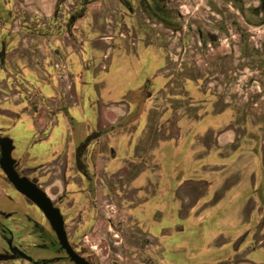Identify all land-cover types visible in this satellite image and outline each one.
<instances>
[{"label":"flooded vegetation","instance_id":"flooded-vegetation-1","mask_svg":"<svg viewBox=\"0 0 264 264\" xmlns=\"http://www.w3.org/2000/svg\"><path fill=\"white\" fill-rule=\"evenodd\" d=\"M14 1L0 0V138L11 141L10 154L18 176L34 184L58 210L65 243L44 211L19 192L0 167V200L7 197L14 203L11 208L0 204V264H102L99 254L83 242L95 222L105 220L102 212L108 205H122L126 218L118 223L130 224L140 235L146 255L138 257L140 262L135 264H181L175 255L186 249L195 255L186 264H264V206L226 207L220 215L216 213L222 221L216 232L193 238L188 245L173 242L185 220L203 221L201 216L224 208L215 207L211 199L224 194V189L241 176L255 184L254 194L264 202V195L257 193L264 186V120L247 114L246 108L241 113V107L234 104L216 101L211 106L205 98L193 109L194 116L173 120V126L171 109L164 108L160 117L167 120L154 124L148 113L154 104L150 107L148 103L169 80L163 74L166 55L159 30L183 28L181 12L171 5L172 0H18L29 9L21 14L11 7ZM232 4L247 25L256 24L248 14H264V0L251 7H245L242 0ZM237 22L238 18L234 20L236 27ZM260 22L263 24L264 18ZM38 42L51 46L49 53H38ZM90 45L100 47L101 57L91 56ZM26 58L42 74V80L53 81L52 90L43 89L37 77L30 78L19 67V61ZM118 59L128 113L108 128H91L83 136L79 130V140L68 160L65 153L59 182H55L52 175L56 167L52 166L61 154L53 155L54 161L47 168L44 165L48 162L30 160L28 143L24 142L29 132L22 127L23 119L33 120L38 115L46 120L45 127L30 136L33 143L48 137L60 119L73 123L76 117L70 108L80 102L74 81L84 70H113L111 66ZM221 129L233 130L235 139L220 145L215 136ZM190 150L196 158L206 152L239 155L235 154L233 165L221 167L231 174L216 195L212 193L208 200L201 197L188 208L175 187L185 179L183 166ZM214 159L211 162L218 160ZM174 167L178 170L172 171ZM166 206L172 207V218ZM174 217L176 223H172ZM225 243L230 244L229 249L222 247ZM117 244L120 241L113 242ZM114 252L109 264H127Z\"/></svg>","mask_w":264,"mask_h":264},{"label":"rangeland","instance_id":"rangeland-1","mask_svg":"<svg viewBox=\"0 0 264 264\" xmlns=\"http://www.w3.org/2000/svg\"><path fill=\"white\" fill-rule=\"evenodd\" d=\"M232 1L234 0L171 1V5L181 12L180 23L183 28L177 31L159 30L162 40L160 45L166 55L163 74L169 80L168 83L165 82L164 90L148 103L150 107L154 104L148 113L156 126L167 120L165 116L160 117L164 108L171 109L170 120L174 126L176 124L173 120L177 121L184 115L194 116L196 110L193 109L205 98L211 106L216 101L234 104L241 107V113L246 108L247 114L253 113L254 118L259 117L257 120H264V23L260 22L264 14H248L256 24L247 25L240 15L235 14ZM259 1L242 0L245 7L257 6ZM27 6L20 4L18 0L11 5L20 14L21 10L27 11ZM48 6L46 2L47 11ZM236 18L237 27L234 25ZM260 113H263L262 116H258ZM167 153L168 149H165L163 156L166 157ZM134 165L136 167L137 163ZM0 204L3 207H14V203L7 197H3ZM157 204L165 207L162 201ZM122 207H104V216L101 215L105 220L96 221L93 231L83 242L99 254L102 264H109L113 249L121 254L127 264L140 262L139 258L146 255L140 246L141 239L137 229L130 224L118 223L126 218ZM171 209V206H166V211L170 212L172 218L174 213ZM221 210L224 212L227 208L220 206L213 209L215 213L201 216L203 221L185 220L182 231L173 235V242L188 245L193 238L198 240L203 235L216 232L220 228H217V224L222 222L221 218L216 217V213L220 215ZM107 218L111 220L110 223L106 221ZM177 221V217H174L172 223ZM108 224L111 230H108ZM114 241H120V244L114 246ZM175 257L181 264H186L193 261L195 255L190 253V249H186L178 252Z\"/></svg>","mask_w":264,"mask_h":264},{"label":"crops","instance_id":"crops-1","mask_svg":"<svg viewBox=\"0 0 264 264\" xmlns=\"http://www.w3.org/2000/svg\"><path fill=\"white\" fill-rule=\"evenodd\" d=\"M90 46L91 56L99 55L101 57L103 52L100 50V47L96 48L92 45ZM50 48L52 47L43 46L38 42V53H49ZM23 52L24 55H27V51L24 50ZM94 62L95 65L98 64L100 58ZM19 64V67L23 68L27 76L32 79L37 77L38 80L41 81L40 84L43 89L45 88L46 91L52 90L53 81L42 80V74L36 72V67L28 62V58L19 61ZM120 65L121 62L120 59H118L115 65L111 66L113 67V70L111 69L112 71L108 69L107 72H104L98 69V67H95V69H93L95 71L93 72H90L92 70L89 69L82 71L80 78L74 81V87L78 90L80 96L79 105L70 108L71 114L74 118L76 117L74 122L70 123L65 119H60L58 124L47 135L48 137H45L42 141L33 143L30 136H32V133L37 129H43L46 120L38 119V115H35L37 118L34 117L33 120L23 119L22 127L29 132V138L26 140L25 137L24 142L28 143L30 160L35 163L44 162L45 164L48 162L44 165V168H47V166L54 161L52 156L58 155V153L61 154L62 158L52 166V168L56 167L55 171H53L55 173L52 175L55 182H59L57 177H59V169H62V160L65 153H67L66 156L68 160L69 156L72 154L73 146L77 140H79L78 135L80 131V136H83L91 128H108L121 121L128 113L129 103L122 98L126 90V84H122L125 80L124 73L120 76ZM77 69L80 70V67ZM221 130L222 131L215 136L216 142L218 141L220 145L235 139L234 136L232 137L233 130ZM119 141H122V137H120ZM235 154L238 153L236 152L228 155L226 153L206 152L202 156H198L199 158H196L192 155V151L190 150L186 156L188 163L187 165L184 163L185 166H183L185 174L182 173V175L185 179L175 187L176 195L181 199L182 203L185 206L187 205L188 208H191L195 206L194 203H197L201 197L204 198L203 200H208V198L213 197H211L212 193L216 195V191H218L220 184L231 174L230 172L226 173L227 169L221 167L233 165L232 160H234ZM213 157H215L214 160L218 159L215 163L211 162ZM212 167H214V169ZM177 170V167H174L172 171ZM213 178L216 180L214 184L210 182ZM245 178L246 176H241L240 179L234 180L232 184L227 186L228 188L224 189V194L221 193V195L216 196L214 200L213 198L211 199L213 202L212 204H214L215 207L222 205L227 208L264 206V202L256 198L254 194V191H256L255 184L252 183L251 180L248 179V181ZM257 193H262L264 195V186H261L260 189L257 190ZM238 223L241 225V221ZM222 247L229 249L230 244L225 243Z\"/></svg>","mask_w":264,"mask_h":264},{"label":"water","instance_id":"water-1","mask_svg":"<svg viewBox=\"0 0 264 264\" xmlns=\"http://www.w3.org/2000/svg\"><path fill=\"white\" fill-rule=\"evenodd\" d=\"M1 156H0V167L8 177L9 181L14 187L29 197L37 206H39L48 219L50 220L53 228L55 229L58 237L65 243V235L62 230L61 217L56 208L45 198L44 194L36 188V186L26 178L19 177L16 171L13 169L14 160L11 158V141L8 138H0Z\"/></svg>","mask_w":264,"mask_h":264},{"label":"bare ground","instance_id":"bare-ground-1","mask_svg":"<svg viewBox=\"0 0 264 264\" xmlns=\"http://www.w3.org/2000/svg\"><path fill=\"white\" fill-rule=\"evenodd\" d=\"M42 187V186H41ZM44 189V188H43ZM53 197V196H52ZM54 199V198H53Z\"/></svg>","mask_w":264,"mask_h":264}]
</instances>
